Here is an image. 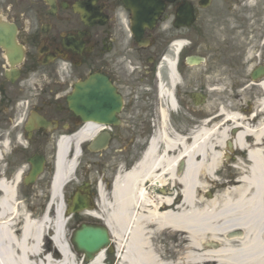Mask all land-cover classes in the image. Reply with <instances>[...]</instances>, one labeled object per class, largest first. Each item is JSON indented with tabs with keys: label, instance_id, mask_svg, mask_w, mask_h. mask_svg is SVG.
Wrapping results in <instances>:
<instances>
[{
	"label": "flooded vegetation",
	"instance_id": "af4514ba",
	"mask_svg": "<svg viewBox=\"0 0 264 264\" xmlns=\"http://www.w3.org/2000/svg\"><path fill=\"white\" fill-rule=\"evenodd\" d=\"M263 43L264 0H0V180H11L21 167L28 173L29 159L39 156L42 176L21 188L47 189L61 137L70 141L69 159L78 150L77 183L69 189L83 194L89 182L91 196L95 184L107 191L117 175L144 172L145 159L163 158L168 142L174 145L169 159L202 141L211 147L205 158L210 150L218 153L215 137L197 140L200 130L230 126L225 114H247L251 124L258 118L250 116L255 106L223 105L215 98L204 68L220 59L239 66L258 63ZM207 44L209 54L202 52ZM200 55L206 56L203 64H189L188 57ZM248 75L251 80L252 71ZM239 99L236 94L233 100ZM35 117L46 127L35 125ZM88 127L92 131L86 133ZM236 128H228L227 150ZM244 159L236 147L223 155L234 167ZM173 165L170 184L164 177L162 184L143 185L146 211L167 199L180 201L183 170L180 160ZM222 172L239 173L217 171ZM165 174L166 169L158 177ZM238 187L207 189L226 191L237 201L240 193L230 191ZM195 190L199 198L202 191ZM235 230L223 239L237 243ZM174 245L161 254L154 249L162 263L190 264L182 258L188 252L183 242L174 239ZM193 264L235 263L217 257Z\"/></svg>",
	"mask_w": 264,
	"mask_h": 264
},
{
	"label": "bare ground",
	"instance_id": "6f19581e",
	"mask_svg": "<svg viewBox=\"0 0 264 264\" xmlns=\"http://www.w3.org/2000/svg\"><path fill=\"white\" fill-rule=\"evenodd\" d=\"M263 92L259 105V114H264V81L258 84ZM258 111V102L256 103ZM229 124L238 123L241 132L235 139V147L247 152L248 167L239 180L231 184L239 186L233 192L244 195L235 201L231 210H217V200L206 202L197 198L195 189L201 185L199 170L205 166L204 144H194L181 150L179 156L169 159L166 155L174 145L166 143L163 158H147L144 161V172H131L127 176L116 177L112 190L113 204L107 203L106 196L100 191V201L109 208V215L103 220L111 231L112 243H116V264H162L156 253L153 237L155 234L169 237H180L184 250L183 257L187 263H201L211 258H221L224 262L235 264H264V120L251 130L247 121L236 114H227ZM86 133L91 128H86ZM224 136L223 134L221 135ZM199 137H210L208 132ZM69 140L62 139L57 146L55 177L52 185V200L45 215L40 219H32L16 204L15 184L0 181V264H77L71 246L66 239L64 206L61 202V188L72 174L75 160L66 159ZM200 155L196 162L194 154ZM184 155L185 173L180 180L181 199L176 204L167 199L160 208L153 206L151 210H142L136 215V206H144L146 193L138 185L145 181H156L161 184L155 172L164 162L167 176L174 179L173 163ZM198 160V159H197ZM218 156L212 155L209 169L217 166ZM210 176V175H209ZM210 178H212L210 176ZM163 179V178H162ZM108 198V197H107ZM55 199L60 200L54 210L51 206ZM155 205V203H154ZM145 208V207H143ZM99 217L97 213H90ZM102 217V215H100ZM240 229L238 242L219 239L216 234L226 232L229 226ZM227 228V229H226ZM206 234H214L211 238ZM127 235L128 238H124ZM114 241V242H113ZM53 243V247L52 244ZM202 250H208L202 251ZM103 249L89 263L103 264L107 256ZM75 258V259H74ZM234 260V261H233Z\"/></svg>",
	"mask_w": 264,
	"mask_h": 264
},
{
	"label": "rangeland",
	"instance_id": "374dc122",
	"mask_svg": "<svg viewBox=\"0 0 264 264\" xmlns=\"http://www.w3.org/2000/svg\"><path fill=\"white\" fill-rule=\"evenodd\" d=\"M206 46L207 47H205L202 50V52H204L205 54H209L210 47L208 46V44ZM260 46L261 45L258 44V54L260 53L259 52ZM208 57L214 58V55L211 54V55H208ZM245 66L236 65L234 62H231L230 64H228V63H226V61H223V59H220V60H216L215 62H209L208 61L207 66L204 69L206 70V68H209V72H207L208 76L210 77L209 80L213 81L215 84V90L213 92V95L215 98L222 101L223 105H229V104L235 103L236 101L233 100L234 96L236 94H240V92L245 93L246 95L243 97L244 99H239L235 103L237 105H246L248 103L247 101L250 98L252 99L254 96H257L258 97V115H259V105H260L261 100L263 99V96H262L263 92L261 90V87L258 86V87L254 88V86H249L243 92L239 91V90H241L242 87H244L246 85V82L244 79L246 78L245 75H247V71H248V68L250 66L249 65H245ZM203 73H205V71H203L202 74ZM216 137H218V136H216ZM219 151L221 152V149H219ZM210 160H211V158H208V159L206 158V163H209ZM248 163H249L248 161H244V160L242 161L241 160L238 162V168L241 170L247 171ZM218 166H217V168L215 167L217 170L220 169V168H218ZM223 168H224V170L229 169L225 165L223 166ZM216 169L214 170L216 172L211 176L212 178L207 177L206 181L203 183L204 185L202 187H210V185L222 186V185H226V182H230L231 180H234V178H232V179L225 181L226 180L225 174H227V173H223V172L221 174L217 173ZM205 170L211 172V170L209 168H203V171H205ZM240 174H238V175H240ZM234 175H236V174H234ZM208 181H211V182L209 183ZM204 190L206 191L207 188H205ZM209 191H210L209 195L212 198H215V200H217V203H218L217 210H231L232 208H234L235 202L232 201L233 197L231 194H228L227 192H222L220 189L219 190H217V189L210 190L209 189ZM20 192L21 193L18 195L17 200L19 201L20 204H22V206L24 205V207H25V204L27 203L28 205H32V206L36 205V206H39L41 208L43 207L42 204L40 203L41 202L40 199L42 198V194L44 195L47 193L43 192L42 190L40 191V189H39V192L41 193V195L36 197L33 194H30V199H27L25 197L24 190H22ZM234 198H236V196H234ZM106 200H107V203H109L111 205L113 204V200H112L110 192L106 195ZM59 201L60 200L55 199V201L53 202V205L51 206L52 207L51 210L52 209L54 210L56 204ZM98 201L99 200H97V202ZM100 203L101 202L99 201V204ZM25 209L26 208L22 207V210L25 212V214L29 215L30 213L27 212ZM100 209H102L104 211V216L109 215V213H110L108 210L109 208H107V206L105 204L101 203ZM39 211L40 210L37 209V212H39ZM139 212H140V204H137L136 213L138 214ZM75 228H76L75 225H70V224H68L66 227L65 235H66V239L69 243H70L71 234ZM124 238L125 239L128 238L127 235H125ZM174 239L178 240L179 242L181 241V239L179 237H169V235L168 236H166V235L161 236L159 234H155V236L153 237L152 240H153V244H155V248L157 249V252L159 254H161L163 249H170V250L175 249L176 246L174 245ZM113 240H114V238H113ZM70 246H71L73 255L78 256L77 260L74 258L75 262L77 264H81V262H83L82 257H80L78 254L75 253L72 245H70ZM111 248H112V253L111 254L109 253L107 255V261L105 264H116L115 262H116L117 254L115 253V250H116V243L115 242L112 244ZM184 256L185 255H182V258Z\"/></svg>",
	"mask_w": 264,
	"mask_h": 264
},
{
	"label": "water",
	"instance_id": "95a60500",
	"mask_svg": "<svg viewBox=\"0 0 264 264\" xmlns=\"http://www.w3.org/2000/svg\"><path fill=\"white\" fill-rule=\"evenodd\" d=\"M72 244L78 252L85 254L86 260H89L109 244L108 233L101 227L83 225L75 232Z\"/></svg>",
	"mask_w": 264,
	"mask_h": 264
}]
</instances>
